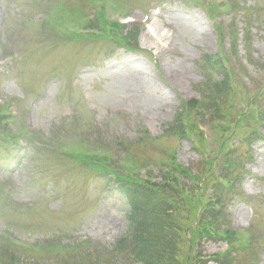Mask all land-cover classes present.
Masks as SVG:
<instances>
[{"label":"rangeland","instance_id":"374dc122","mask_svg":"<svg viewBox=\"0 0 264 264\" xmlns=\"http://www.w3.org/2000/svg\"><path fill=\"white\" fill-rule=\"evenodd\" d=\"M99 5L136 22L67 36L99 20ZM8 55L0 103L19 118L0 138V264H133L117 244L129 207L113 181L159 179L173 156L190 170L176 175L193 208L187 264H264V0H0ZM179 113L182 136L170 131ZM208 204L215 234L236 236L199 235Z\"/></svg>","mask_w":264,"mask_h":264},{"label":"trees","instance_id":"16d2710c","mask_svg":"<svg viewBox=\"0 0 264 264\" xmlns=\"http://www.w3.org/2000/svg\"><path fill=\"white\" fill-rule=\"evenodd\" d=\"M135 37H137L136 34ZM128 39L131 38H125L124 41ZM207 59L218 65L219 70L225 76L226 87L230 89V72L225 68L223 60L211 56ZM199 102L191 101L188 108L194 110V104ZM8 119V115L0 112V130ZM186 120L189 121V117L179 113L175 125L170 131L178 136L185 134L186 130H189V127H186V130L183 129V122ZM168 163L169 167L162 169L156 177L159 179H153L152 174H149L145 179L140 176L132 177L124 174L118 175L116 181H113L114 190L124 198L129 207L127 219L130 233L127 238L119 239L117 244L121 250L130 252L133 264H187L190 260V257L183 253L186 228L183 214L187 210L193 212V208L190 205L191 199L186 196L185 190L181 187L180 180L176 176L180 173L187 176L190 174V170L179 164L174 157ZM194 178V176L189 177L190 180H194ZM210 198L208 203L218 202V199ZM180 201L184 203L181 204ZM213 218L214 208L208 204L197 220L199 235L202 237L214 236L216 229L212 223ZM216 236L215 234L213 240H220L223 237L230 239L236 234L226 232L225 235L219 233ZM202 256L197 253L191 262ZM214 260L219 264H232L233 262L231 256L226 258L225 262Z\"/></svg>","mask_w":264,"mask_h":264},{"label":"bare ground","instance_id":"6f19581e","mask_svg":"<svg viewBox=\"0 0 264 264\" xmlns=\"http://www.w3.org/2000/svg\"><path fill=\"white\" fill-rule=\"evenodd\" d=\"M152 38L154 37V35L151 36Z\"/></svg>","mask_w":264,"mask_h":264}]
</instances>
